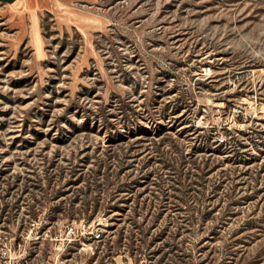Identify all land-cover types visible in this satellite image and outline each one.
<instances>
[{"label": "rangeland", "instance_id": "374dc122", "mask_svg": "<svg viewBox=\"0 0 264 264\" xmlns=\"http://www.w3.org/2000/svg\"><path fill=\"white\" fill-rule=\"evenodd\" d=\"M6 244L264 264V0H0Z\"/></svg>", "mask_w": 264, "mask_h": 264}, {"label": "built area", "instance_id": "2783aa9c", "mask_svg": "<svg viewBox=\"0 0 264 264\" xmlns=\"http://www.w3.org/2000/svg\"><path fill=\"white\" fill-rule=\"evenodd\" d=\"M71 231H74L75 228L70 227ZM102 236L101 232H96L95 237L100 239ZM17 256L12 255L11 248L8 245L0 246V264H20V260H16Z\"/></svg>", "mask_w": 264, "mask_h": 264}, {"label": "water", "instance_id": "95a60500", "mask_svg": "<svg viewBox=\"0 0 264 264\" xmlns=\"http://www.w3.org/2000/svg\"><path fill=\"white\" fill-rule=\"evenodd\" d=\"M5 1L13 2V1H15V0H5Z\"/></svg>", "mask_w": 264, "mask_h": 264}]
</instances>
